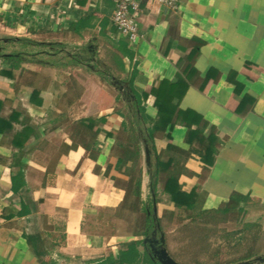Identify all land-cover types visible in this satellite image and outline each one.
Returning a JSON list of instances; mask_svg holds the SVG:
<instances>
[{
	"label": "crops",
	"instance_id": "obj_1",
	"mask_svg": "<svg viewBox=\"0 0 264 264\" xmlns=\"http://www.w3.org/2000/svg\"><path fill=\"white\" fill-rule=\"evenodd\" d=\"M136 1L131 43L115 0H0V34L26 39L18 66L0 57V264L118 261L135 243L123 264H159L150 244L163 234L176 260L171 236L196 214L234 194L264 208V0ZM170 95L174 124L130 175L119 146L137 98L155 128ZM172 175L194 211L165 192Z\"/></svg>",
	"mask_w": 264,
	"mask_h": 264
},
{
	"label": "rangeland",
	"instance_id": "obj_2",
	"mask_svg": "<svg viewBox=\"0 0 264 264\" xmlns=\"http://www.w3.org/2000/svg\"><path fill=\"white\" fill-rule=\"evenodd\" d=\"M7 38L10 36L0 34V41ZM1 47L0 55L25 53V48L20 44L16 47L13 42H2ZM134 137L127 139L129 143ZM130 147L133 150V145ZM255 205L249 203L247 209L236 208L226 215L193 217L191 224L171 236V254L180 264H245L264 256V208L257 209ZM251 255L254 256L245 259Z\"/></svg>",
	"mask_w": 264,
	"mask_h": 264
},
{
	"label": "trees",
	"instance_id": "obj_3",
	"mask_svg": "<svg viewBox=\"0 0 264 264\" xmlns=\"http://www.w3.org/2000/svg\"><path fill=\"white\" fill-rule=\"evenodd\" d=\"M20 43H22V47L25 48L26 45V39H20ZM5 44L15 42V39L7 38L5 41ZM25 53L23 52H16V53H4L1 54V58H3L5 61H7L9 64H15L21 63L25 57ZM18 62V63H17ZM179 96H173L170 95L166 98H163L162 100L159 98V110H160V119L156 123L157 127H147L148 119L145 115L144 108L142 107V101L140 98H137V101L135 103V106L138 108L136 109L132 114V122H131V128L128 130V128L125 126V131H129L131 136H135L132 140L131 145H133V150H131V147L129 149L125 148L123 149L124 145L121 144L119 147L120 149V156H119V168L120 165L127 163L128 161H132V167L129 171V174L132 175L133 172L136 170L137 165L139 164V159L142 152V144L144 141H146L147 145H151L152 148H154V133L156 131H164L167 129L168 126H172L174 124V115H175V105L173 100L175 101L178 99ZM130 146V145H129ZM169 163L164 162H157V174L163 169L165 170L166 167H168ZM141 173V171H140ZM156 174V175H157ZM157 178V177H156ZM156 183V181L154 182ZM18 184V178H13V189L15 191H18L17 188ZM142 186V176L140 175L137 179L136 183V195L140 194V189ZM165 192L170 195V199L174 201L175 203L182 204L186 206L187 210L194 211L193 209V203H191V197L192 195H187L183 193L180 189L178 178L175 176H169L167 178L166 182V188ZM244 196L239 194H234L231 197V203L226 205L224 208H221L219 210H216L215 213L219 214H229L232 211H234L236 208H239L241 211L243 210L242 207H239L241 203L244 201ZM209 214L207 212H201L196 214L195 216L202 217L203 215ZM148 222L153 220L152 214L148 215L147 218ZM137 243L131 244L128 246V249L121 253V256L118 261L114 260L113 258H108L105 261H102L98 264H123V263H137L139 259V252L137 251ZM254 255L248 256L245 259H250ZM244 259V258H243ZM200 264V263H198Z\"/></svg>",
	"mask_w": 264,
	"mask_h": 264
},
{
	"label": "built area",
	"instance_id": "obj_4",
	"mask_svg": "<svg viewBox=\"0 0 264 264\" xmlns=\"http://www.w3.org/2000/svg\"><path fill=\"white\" fill-rule=\"evenodd\" d=\"M171 9H178L180 0H154ZM139 5L136 0H115L112 25L116 31L131 43L141 37L138 24Z\"/></svg>",
	"mask_w": 264,
	"mask_h": 264
},
{
	"label": "water",
	"instance_id": "obj_5",
	"mask_svg": "<svg viewBox=\"0 0 264 264\" xmlns=\"http://www.w3.org/2000/svg\"><path fill=\"white\" fill-rule=\"evenodd\" d=\"M1 49L2 48L0 46V51H1ZM156 211H157L156 205H154V212L156 213ZM154 237L156 238V236H154ZM150 242H151V240H150ZM155 243L158 245V247L154 246L152 243L150 244V248H152V250L154 252V254H150V257L153 260L157 261L159 264H179L176 260H174L169 255V253L165 247V237L163 234H161L160 240L159 241L156 240ZM256 263H264V256H258L256 258L252 259L251 261L246 262L245 264H256Z\"/></svg>",
	"mask_w": 264,
	"mask_h": 264
},
{
	"label": "flooded vegetation",
	"instance_id": "obj_6",
	"mask_svg": "<svg viewBox=\"0 0 264 264\" xmlns=\"http://www.w3.org/2000/svg\"><path fill=\"white\" fill-rule=\"evenodd\" d=\"M2 42V41H1ZM1 46V45H0ZM2 48V47H1ZM155 243H153V245H154ZM148 252L150 253V254H154V252H153V250H152V248H148Z\"/></svg>",
	"mask_w": 264,
	"mask_h": 264
}]
</instances>
